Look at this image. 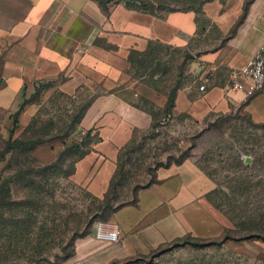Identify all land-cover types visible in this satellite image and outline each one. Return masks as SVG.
Returning a JSON list of instances; mask_svg holds the SVG:
<instances>
[{
  "label": "crops",
  "instance_id": "1",
  "mask_svg": "<svg viewBox=\"0 0 264 264\" xmlns=\"http://www.w3.org/2000/svg\"><path fill=\"white\" fill-rule=\"evenodd\" d=\"M263 42L264 0H0V138L12 137L15 119L31 118L33 105L21 107L41 85L45 93L68 85L84 92L77 129L98 141L73 179L104 197L118 154L172 115L203 121L243 112L264 124V92L248 97L232 88ZM157 47L184 60L169 86L131 71ZM216 188L192 161L159 168L156 182L114 213L119 242L80 239L66 264H114L187 235L222 236L234 225L208 198Z\"/></svg>",
  "mask_w": 264,
  "mask_h": 264
},
{
  "label": "rangeland",
  "instance_id": "2",
  "mask_svg": "<svg viewBox=\"0 0 264 264\" xmlns=\"http://www.w3.org/2000/svg\"><path fill=\"white\" fill-rule=\"evenodd\" d=\"M183 67L179 51L157 47L147 59H137L131 71L139 80L169 86ZM85 97L69 85L53 92L43 89L29 103L23 102L21 110L33 105L31 118L11 123L12 138L19 144L0 162V189H5V204L0 207V264H66L77 242L98 238L99 228L114 225L115 210L135 202L136 191L154 183L159 168L186 161L212 175L223 193L235 191L241 203L248 201L261 215L264 125L256 126L243 112L214 114L203 121L185 115L168 117L157 128L140 133L118 154L119 170L109 195L94 197L73 179L76 161L91 149L85 145L73 150L83 142L77 127ZM6 146L0 142V152ZM246 157H252V162L247 163ZM248 186L249 193L242 196ZM223 193L215 195L219 204L225 202ZM153 251L116 264H264L260 239L177 247L155 257Z\"/></svg>",
  "mask_w": 264,
  "mask_h": 264
},
{
  "label": "trees",
  "instance_id": "3",
  "mask_svg": "<svg viewBox=\"0 0 264 264\" xmlns=\"http://www.w3.org/2000/svg\"><path fill=\"white\" fill-rule=\"evenodd\" d=\"M45 88H46L45 85H41L40 87L37 88V92H40ZM173 94L171 95V101L169 104V108L166 111V114L168 113L167 116L169 114H171L170 110L172 107ZM84 108L85 107L81 106V109H80V112L78 115L79 116V122H80L81 115H82ZM16 120L17 119H15V122H17ZM159 125H161V124L157 123L153 129L157 128ZM255 125L256 126H263L264 124H262V125L255 124ZM93 139H94V137L92 136L91 133L84 134L82 144H78L77 146L74 147L73 150H79L81 147L83 148L85 145L90 146ZM16 140H14L12 137L9 140H4V139L0 138V142L3 144L6 142V145H7L5 150L0 152V162L4 161L6 159V155L11 153L15 149V147L19 144L18 141H16ZM88 152L89 151L84 153L79 159H81ZM77 161H76V163H77ZM76 163H75V165H76ZM166 167H168V166H166ZM74 170H75V167H74ZM118 170H119V167H118L117 172H116L115 176L113 177L111 184H110V187H109L107 193L104 195V197L109 195V193L113 187L114 179L117 176ZM209 176L211 177L212 175H209ZM155 182H156V180H155ZM150 185L151 184L144 186V187H148ZM144 187H142V188H144ZM247 188L246 187L244 188V192H243L242 196H247V193H249L250 186H248ZM139 189H141V188H139ZM4 191H5L4 188L0 189V207L3 204H5V202H4ZM137 191H136V193H137ZM223 192L224 191L222 190V188L217 187L213 192H211L208 195V198L213 202V204L221 212H223V214H225L233 222V225H234L232 228H227L220 239L219 238H214V239L197 238V237H194L192 235H187L185 237H181V238L175 239L171 242H167V243L163 244L162 246H160L159 248L154 250L151 253V256L155 257L159 253H164L166 251L175 249L177 247L205 248L207 246L209 247V246H213V245H217V246L224 245L228 241H235L237 243L245 242V241H251V240H255V239H260V240L264 241V208H263L262 213L260 215V212H257V209L250 208V204H248V201H246L245 203H241V201H239V199H237V195H236L235 191L232 193H229V194L228 193L225 194ZM217 193H223L226 196L224 203L219 204L216 202L215 195ZM94 197H96V196H94ZM96 198H98V197H96ZM135 201H136V198H135ZM132 203H135V202H132ZM239 203H241V204L239 205ZM125 205H127V204H125ZM122 206H124V205H122ZM120 207H118V208H120ZM116 210H115V212H116ZM74 254H75V249H74L73 255ZM72 256H70V257H72ZM114 264H116V263H114Z\"/></svg>",
  "mask_w": 264,
  "mask_h": 264
},
{
  "label": "built area",
  "instance_id": "4",
  "mask_svg": "<svg viewBox=\"0 0 264 264\" xmlns=\"http://www.w3.org/2000/svg\"><path fill=\"white\" fill-rule=\"evenodd\" d=\"M232 88L243 91L248 97L264 92V42L252 57L248 67L233 77ZM200 89L205 91L207 84L202 82ZM97 236L101 240L117 243L120 240V229L117 225L99 228Z\"/></svg>",
  "mask_w": 264,
  "mask_h": 264
},
{
  "label": "water",
  "instance_id": "5",
  "mask_svg": "<svg viewBox=\"0 0 264 264\" xmlns=\"http://www.w3.org/2000/svg\"><path fill=\"white\" fill-rule=\"evenodd\" d=\"M246 162L251 163L252 162V157H246Z\"/></svg>",
  "mask_w": 264,
  "mask_h": 264
}]
</instances>
